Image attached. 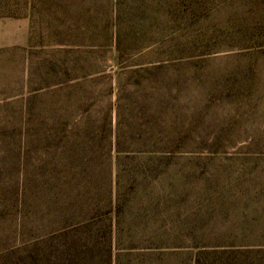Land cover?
Wrapping results in <instances>:
<instances>
[{
    "label": "rangeland",
    "instance_id": "rangeland-1",
    "mask_svg": "<svg viewBox=\"0 0 264 264\" xmlns=\"http://www.w3.org/2000/svg\"><path fill=\"white\" fill-rule=\"evenodd\" d=\"M113 10L131 32L151 29L144 39L130 37L143 44L128 63L160 69L124 75L107 54L104 75L114 86L127 84L118 108L111 94L88 120L101 123L109 104L121 151L157 153L170 140L176 151L168 164L119 172L122 194L130 191L126 178L146 177L138 194L128 193L123 246L160 243L175 252L121 253L117 264H191L195 247L264 245V0H0V264H104L96 249L86 254L71 238L42 236L61 220L35 188L69 151L99 154L98 134L94 141L47 134L35 152L23 99L38 62L30 56L35 46L62 50L56 40L70 28L112 22ZM73 103L60 120L79 129L84 118ZM49 117L55 119L52 111ZM138 137L149 144H129Z\"/></svg>",
    "mask_w": 264,
    "mask_h": 264
},
{
    "label": "trees",
    "instance_id": "trees-1",
    "mask_svg": "<svg viewBox=\"0 0 264 264\" xmlns=\"http://www.w3.org/2000/svg\"><path fill=\"white\" fill-rule=\"evenodd\" d=\"M117 13L116 10L109 13L113 20L107 24L75 30L70 28L63 38L56 40L63 46L62 50L51 49L50 45L45 47L41 43L35 46L30 56L38 62L36 69L29 73L33 81L30 83L32 85L29 95L23 99V107L27 106L28 109L29 132L34 141L32 149L35 152L45 148L44 141L47 134L60 135V140L68 135L81 134L88 137L89 141H94L95 134H98L99 154L93 155L83 150L69 151L62 158L63 166L45 170L48 181L35 188L55 210L58 209V218L60 217L61 220V223L51 227L48 233L42 236L48 240L56 235L60 239L71 238L73 248L86 250V254L96 249L104 256V264H117L121 253L139 251L143 253L141 256L148 254L160 257L175 252L169 251L170 247L160 243L155 245L127 241L129 242L127 246H123L121 236L128 228L126 219L131 201L128 193L138 194V188L146 181V177L126 178L125 182L127 181V184L130 182V191L123 194L120 193L119 183L121 170L126 171L130 168L142 173L143 169L168 164L176 153L168 148L173 147V141L165 142L164 144H167L164 145L165 148L157 153L121 151L122 142L119 141V137L115 134L112 139L111 105H106L104 111L100 108L101 123L88 120L92 107L111 94H116L115 107L118 108L121 100L118 92H121L120 88L127 84L124 82L121 86L120 84L114 86L111 78L104 75L102 67L107 54L110 53L112 61L120 65L121 73L124 75L141 77L142 74H152L160 69L155 66L147 68L146 65L149 63H144L140 59L128 63L127 60L133 58L135 52L141 51L143 44L142 40L135 42L131 41L130 37L134 34L144 39L151 29L143 27L131 32L132 29L116 22ZM73 34H78L77 38ZM57 36L61 35L57 33ZM86 36L91 39H86ZM61 54L62 60L53 61ZM133 82L135 85L140 81ZM50 96L53 100L48 102ZM69 102H74L75 110L84 118L79 129H73L68 121L60 120L61 114H71L69 110H72V105L67 107ZM50 111L55 116L52 122H49ZM129 144L145 146L149 144V139L130 138ZM57 158L59 161L60 155ZM123 166L128 168L125 169ZM140 199L137 200L139 203L142 202ZM40 238V236L36 237L34 242L39 243ZM195 248L191 264H253L252 262L264 264V245L219 244ZM86 254L82 252L81 260L86 258ZM253 255L258 257L250 259Z\"/></svg>",
    "mask_w": 264,
    "mask_h": 264
}]
</instances>
